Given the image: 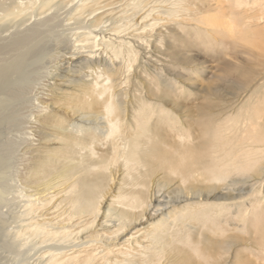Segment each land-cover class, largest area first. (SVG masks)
Wrapping results in <instances>:
<instances>
[{
  "label": "rangeland",
  "instance_id": "obj_1",
  "mask_svg": "<svg viewBox=\"0 0 264 264\" xmlns=\"http://www.w3.org/2000/svg\"><path fill=\"white\" fill-rule=\"evenodd\" d=\"M23 1L0 32L45 21L23 43L34 191L5 178L0 264H264V0ZM78 191L98 210L73 215Z\"/></svg>",
  "mask_w": 264,
  "mask_h": 264
},
{
  "label": "bare ground",
  "instance_id": "obj_2",
  "mask_svg": "<svg viewBox=\"0 0 264 264\" xmlns=\"http://www.w3.org/2000/svg\"><path fill=\"white\" fill-rule=\"evenodd\" d=\"M48 1L49 0H45L46 2L45 4H48L49 3ZM22 2L24 1L23 0L22 1L21 0H10V4L11 6L14 7L15 11H19L21 13H26L27 11L29 12V9H26L25 5ZM32 4L33 3L31 2L30 5ZM2 6L3 4L0 2V22L3 20L4 17L5 19H7L8 17H11L12 14H14V13H9V15L5 16L4 15L5 10L1 8ZM44 23H45L44 20L35 21L34 23H32V25L26 27L25 29L23 30L19 29L13 32L7 38H3L1 36L2 33L0 32V205L1 206L3 205L4 202H6L5 194H7V187L4 181L6 180L5 178L8 175H9L8 178H10V180L8 179V181H11L14 186L13 185L11 186L10 184L8 185L13 187L14 190L16 188L15 190L16 193H18V189H21L22 193L25 194V196L23 197L16 196L15 198H13V200L14 199L16 200V198L24 199L25 204H29L32 201L31 200L32 195L30 194L34 190L26 189V185H25L26 180L23 179V175H24L23 172L29 170V165L35 158L34 151H33L34 144L32 142L33 141L32 132L34 131V129H36L37 125L33 123L34 121L32 122L30 119L34 115L32 112H30V109H29L30 107L28 108L27 106L25 110V107H24L25 104H24L23 108H20L22 107L21 105L23 103L29 101L28 90L31 88V75L33 72L31 71L32 69H30V67L27 66L26 57L28 56V50H24L23 43H25L26 40L31 39L32 35L39 33L38 29L41 28ZM1 29L2 28L0 26V31ZM65 42H69V41H65ZM20 49L23 50L22 53L18 52ZM37 50L39 49L37 48ZM84 60H87V59H84ZM38 67H40V64ZM33 76H34V73H33ZM21 109H24V111L21 112L22 111ZM106 113L107 115L108 114L112 115L113 110L109 108L107 109ZM119 124H120L119 120H115V121L109 120L110 134H114L115 132H118L119 136L121 137L123 136V134L119 131L120 130ZM252 124L253 122L251 121L250 125L252 126ZM253 131L255 130H252V133H250L249 136H245L239 142L240 146L244 144H251V143H254L255 141L260 142L258 139L255 138ZM116 155H119V154L116 153ZM225 167L226 165L222 166V169ZM219 169H221V167ZM222 169H221V172L223 171ZM234 171L236 172V169H234ZM24 181H25V184H24ZM230 181H232L233 183L237 182V180L234 178L231 179ZM95 187L97 188V186ZM99 193H102V190ZM73 194L74 192H72V195ZM141 204H144V202H141ZM99 205H100L99 200H97L95 196H92V195L83 196L81 191L76 192V194H74L71 197V207L73 208V215L78 216L83 213L91 214L92 212L98 210ZM134 205H135L134 202L133 203L131 202L129 205L130 206L129 209L124 210L118 214V221H120V224H123L124 227L128 226V224H126V221H130V219L134 220L135 215L138 214L137 212L134 211L136 209V208L135 209L133 208ZM26 212H28V210ZM5 214L6 212L3 213L0 207V228L2 227V223L5 220L4 217L7 216V214L6 215ZM230 245H232V242L230 243L228 242V244H226V247L229 248ZM2 246L4 247V245ZM16 257L17 256H15L13 258V261H11L9 264H17L14 261Z\"/></svg>",
  "mask_w": 264,
  "mask_h": 264
}]
</instances>
